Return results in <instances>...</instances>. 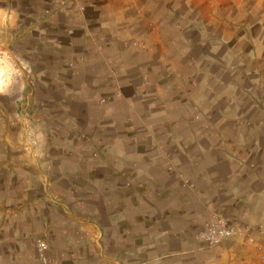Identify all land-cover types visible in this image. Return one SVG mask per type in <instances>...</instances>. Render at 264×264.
<instances>
[{
	"label": "rangeland",
	"instance_id": "1",
	"mask_svg": "<svg viewBox=\"0 0 264 264\" xmlns=\"http://www.w3.org/2000/svg\"><path fill=\"white\" fill-rule=\"evenodd\" d=\"M103 2L0 0V146L14 148L4 161H39L46 147L70 151L66 158L87 169V163L107 162L113 147L123 152L116 164L127 169L122 190L168 198L141 205L153 216H140V203L128 201L123 217L96 219L101 230L73 227L85 241L78 251L83 264L104 245L148 264L152 254L174 249L184 251L158 264L222 257L197 235L216 219L238 229L254 224L236 215L239 203L204 196L214 187L207 178L217 175L205 169L216 155L208 157L202 148L221 147L217 159L228 167L239 142L253 146L249 137L264 133V108L233 90L250 80L233 74L231 41L215 39L236 27L215 19L225 22L239 12L245 23L264 17V0H162L160 9H151V0H126L132 6L115 17L122 19L117 28L100 10ZM146 3L149 9L141 8ZM110 29L119 30L112 40ZM149 161V177L137 172ZM108 192L109 186L95 188V194Z\"/></svg>",
	"mask_w": 264,
	"mask_h": 264
},
{
	"label": "crops",
	"instance_id": "2",
	"mask_svg": "<svg viewBox=\"0 0 264 264\" xmlns=\"http://www.w3.org/2000/svg\"><path fill=\"white\" fill-rule=\"evenodd\" d=\"M151 1V9H160L159 3L162 0ZM167 1L175 2V0ZM131 4L126 0H104L100 10L110 13L108 16L112 17L109 25L117 28L122 24V19L115 17L130 10ZM141 8L149 9V6L146 3L141 5ZM174 10L173 7L172 11ZM176 20L174 18L175 23ZM226 20L228 21L223 22V18L220 17L218 20L215 19V22L219 25L223 23L232 25L236 27L235 31L229 37L217 34L215 39L218 42L231 41V52L236 59L233 74H237L239 80L242 75H247L250 80L247 87L239 83L233 87V90L237 91L238 97L243 98V94L247 95L255 101V106L264 108V17L249 19L245 23L239 12ZM244 26H247V32L241 33L243 30L241 27ZM115 32L119 30L108 31L110 40L115 36ZM125 32L120 34L130 35ZM131 38L133 37L129 36V39ZM120 96L121 93L117 95ZM239 116L243 117L242 114ZM261 123L264 125V118ZM249 138L254 139L256 143L247 146L239 142L238 148L229 155L231 162L228 163V167L217 159L219 154L221 155V147L202 148L206 156L216 155V159L211 164L205 163V169L217 175L207 178L209 184H213L214 187L204 196L210 199L215 195L217 200L239 203L240 207L236 215L240 219L248 220V224H254L253 228L244 229L251 231L250 234L256 242L252 245L245 237H239L212 248L221 249L224 256L210 262L203 261L201 264H264L261 258L263 252L260 248L264 245V133L259 135L255 133ZM13 150L14 148L0 146V264H83L78 251L84 246L85 241L83 242L78 235L80 231L73 230V227L77 229L87 226L96 231L101 230L96 219L123 217L128 214L126 210L128 201L140 203V207L136 208L140 216H153L154 212L146 215L141 205L145 201L157 202L168 199L158 193L128 195L124 189L122 190L125 185L123 176L126 175L127 169L124 162L116 164L119 163L116 162L118 157L123 161V152L116 153L113 147L108 150L110 157L107 162L98 164L92 159L94 162L87 163V169L83 168L84 164L73 163L66 158L70 151L66 153L62 151L63 149L51 151L52 149L46 147L41 152L44 155L40 156L39 161L5 162L6 157H12ZM33 153V150H27V154ZM74 158L72 156L70 159ZM151 164H153L151 161L144 162L138 167L137 172L149 177L148 169ZM73 166L75 169L72 168ZM224 168L226 174L223 172L218 176L217 173ZM101 170L102 177L98 174ZM117 174L119 181L115 177ZM100 185L109 186L111 192L104 195L95 194V188ZM85 187H93V192L86 194ZM98 200L101 205L97 203ZM260 230L263 231L262 234ZM40 243H44L48 251L41 253ZM103 248V251H98L94 259H88L89 264L150 263L148 259L144 260L138 254L133 260L128 255L113 254L105 245ZM142 248L144 246L139 252H142ZM183 251L174 249L167 255L152 254L151 264H158L166 258L169 260L177 258ZM43 258L46 261H43Z\"/></svg>",
	"mask_w": 264,
	"mask_h": 264
},
{
	"label": "built area",
	"instance_id": "3",
	"mask_svg": "<svg viewBox=\"0 0 264 264\" xmlns=\"http://www.w3.org/2000/svg\"><path fill=\"white\" fill-rule=\"evenodd\" d=\"M250 232L251 231L247 229L232 227L223 219H216L206 228V230L200 232L196 239L210 248H216L227 242L234 241L239 237H245L247 242L253 245L255 244L256 239L250 234ZM260 233L262 234L263 231L260 230ZM260 248L263 252L261 258L264 263V245L260 246ZM39 249L41 253L48 251L44 243L39 244ZM43 261H46V259L43 258Z\"/></svg>",
	"mask_w": 264,
	"mask_h": 264
}]
</instances>
